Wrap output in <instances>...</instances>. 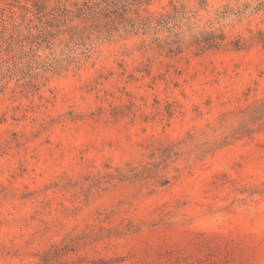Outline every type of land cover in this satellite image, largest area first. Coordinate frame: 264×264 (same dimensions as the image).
Wrapping results in <instances>:
<instances>
[{
	"label": "rangeland",
	"instance_id": "rangeland-1",
	"mask_svg": "<svg viewBox=\"0 0 264 264\" xmlns=\"http://www.w3.org/2000/svg\"><path fill=\"white\" fill-rule=\"evenodd\" d=\"M0 264H264V0H0Z\"/></svg>",
	"mask_w": 264,
	"mask_h": 264
},
{
	"label": "trees",
	"instance_id": "trees-1",
	"mask_svg": "<svg viewBox=\"0 0 264 264\" xmlns=\"http://www.w3.org/2000/svg\"><path fill=\"white\" fill-rule=\"evenodd\" d=\"M141 1H143V0H141ZM145 1H150V0H145ZM112 3H114V2L112 1ZM212 39H213V37H209V38H204L201 41H204L206 43H209V45H212V43H211Z\"/></svg>",
	"mask_w": 264,
	"mask_h": 264
}]
</instances>
